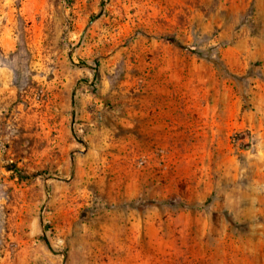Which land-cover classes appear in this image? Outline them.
Instances as JSON below:
<instances>
[{
    "label": "rangeland",
    "instance_id": "1",
    "mask_svg": "<svg viewBox=\"0 0 264 264\" xmlns=\"http://www.w3.org/2000/svg\"><path fill=\"white\" fill-rule=\"evenodd\" d=\"M0 264H264V0H0Z\"/></svg>",
    "mask_w": 264,
    "mask_h": 264
}]
</instances>
